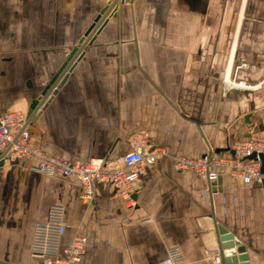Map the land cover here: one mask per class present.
Instances as JSON below:
<instances>
[{
  "label": "crops",
  "instance_id": "1",
  "mask_svg": "<svg viewBox=\"0 0 264 264\" xmlns=\"http://www.w3.org/2000/svg\"><path fill=\"white\" fill-rule=\"evenodd\" d=\"M109 2L0 0V114L27 113L66 65L29 124L36 146L118 167L141 134L165 154L139 176L132 207L108 184L87 202L74 177L4 164L0 264H44L31 252L33 231L55 204L64 207L62 245L86 239L78 264H171V246L181 264H216V236L231 238L236 264H264V185L226 173L208 196L193 172L172 165L264 133V0H117L88 41Z\"/></svg>",
  "mask_w": 264,
  "mask_h": 264
},
{
  "label": "built area",
  "instance_id": "2",
  "mask_svg": "<svg viewBox=\"0 0 264 264\" xmlns=\"http://www.w3.org/2000/svg\"><path fill=\"white\" fill-rule=\"evenodd\" d=\"M116 1L112 0L111 4ZM32 121L23 112L6 111L0 114V161L4 164L25 163L32 171L60 180L74 177L80 182L81 198L87 202L93 200L97 184L102 183L112 186L127 206L132 207L139 176L146 166L155 162L159 154H165L152 148L148 139L138 134L118 167L106 166L101 158H91L86 162L68 161L44 152L32 142L29 129ZM252 154H255L254 157L248 158ZM259 154L264 155V133L250 131L245 138L235 141L226 153L207 151L198 157L178 155L173 157L172 165L176 170L193 172L210 196L218 190L215 183L226 173L243 183L264 185V165ZM65 224L64 207L56 204L50 206L46 220L35 224L30 249L33 255L43 259L44 264H78L85 254L86 239L80 234H74L62 245ZM167 256L171 264L183 262L182 252L177 246L169 247ZM210 256L213 263H220L219 252Z\"/></svg>",
  "mask_w": 264,
  "mask_h": 264
},
{
  "label": "water",
  "instance_id": "3",
  "mask_svg": "<svg viewBox=\"0 0 264 264\" xmlns=\"http://www.w3.org/2000/svg\"><path fill=\"white\" fill-rule=\"evenodd\" d=\"M112 0H110V2L108 3L109 5L106 6L100 13V15H98L96 17V19L93 21L92 25L88 28L87 32L85 33L84 37L86 39H89L94 35V33H97L103 18L106 17L109 13L110 10L112 8V6L114 7L115 3L113 2V4H110ZM129 1V0H126ZM112 5V6H110ZM85 41L81 42V46L83 47L85 45ZM87 41V42H88ZM81 48V47H80ZM79 47H76L74 49V52L80 49ZM66 65H63V67H61V69L52 77V79L45 85V87L43 88V90L41 91L40 95L34 99L31 100L28 109H27V116L30 118V120L35 119V117L39 114V110H42L43 107L45 106V104L51 99V97L55 94L56 90L61 86V84L64 82L65 78H66V70L64 69ZM255 154H252L251 156H249L248 158H252L254 157ZM259 157L262 160V165H264V155L263 154H259ZM4 165L3 161H0V167ZM216 232V231H215ZM223 242H221V239L219 237L216 236V247L218 248V252L220 254L221 257V261L218 264H236L235 259L232 257V259H229V257L233 256V253L227 251L231 248V245H229V243H226L227 240H231L230 237L227 238H223Z\"/></svg>",
  "mask_w": 264,
  "mask_h": 264
}]
</instances>
